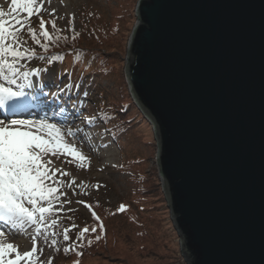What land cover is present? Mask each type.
Masks as SVG:
<instances>
[{
  "label": "water",
  "instance_id": "1",
  "mask_svg": "<svg viewBox=\"0 0 264 264\" xmlns=\"http://www.w3.org/2000/svg\"><path fill=\"white\" fill-rule=\"evenodd\" d=\"M124 74L186 264H264V0H137Z\"/></svg>",
  "mask_w": 264,
  "mask_h": 264
},
{
  "label": "rangeland",
  "instance_id": "2",
  "mask_svg": "<svg viewBox=\"0 0 264 264\" xmlns=\"http://www.w3.org/2000/svg\"><path fill=\"white\" fill-rule=\"evenodd\" d=\"M123 1L125 0H44L41 12L38 15H33L31 19L27 17V13L22 9L18 8L13 12L11 0L4 1L7 5V9L0 10L5 13L3 18H21L25 20V27L20 35L27 41L26 46L33 50L34 46L29 38L27 29L31 27L38 34L41 17L49 22L46 23L47 30H53L50 21L55 19L57 29L62 30L61 32L63 33L70 32L69 28L79 33L85 29V25L91 26V12H97V14H99L98 19L102 21V24L114 21L121 24L122 27L124 26V52L120 50L121 53H123L121 57H115L118 63L112 62L107 65V72L104 71L99 64H88V67L81 68L82 76L78 77L80 73L75 74L68 70V67L72 64V59L70 58H67V62H65L64 65L61 63V66L55 69L47 65V62L31 61L29 63L30 68L47 69V71L42 73L39 77H31V79L35 80L37 85L47 83L49 86L48 89L42 91L46 96L43 98V103H48L47 105L50 106V103H53L52 105L55 107L63 108L65 110L63 113L68 114L67 119L69 120H71L69 115L74 112L73 104L75 103L78 105L80 101H83L84 106L82 112L84 116L101 113L106 117H111L107 115L108 112H115L117 114V112L125 111V106L129 105L127 104L125 97L126 93L120 81V77H124V81H126L123 70L127 50L126 45L130 37L129 35L135 25L136 17L134 6H136L138 1ZM47 5H50L49 7H52V10L49 9ZM53 10L55 11L53 12ZM56 12H58V14L49 15V13ZM118 16H122V19L117 20L119 19ZM69 20H72L71 25L69 24ZM19 27L20 25L17 28ZM116 49L117 48L114 50L116 51ZM114 50H111V52ZM121 60H123V66ZM89 72H94L97 75L96 78H88L87 75ZM77 82L80 84L78 89L79 95H72L69 97L61 95L58 99L52 96V93L57 91L58 86L63 87L64 84L68 83L73 85V92H76L77 89L75 85ZM126 90L131 103L135 105L132 101L127 81ZM84 92L88 93L87 97L83 96ZM135 107V110H133V108L128 110L129 116L126 119L128 121L126 123L129 127L124 126L119 129L120 131L122 129L123 133L119 135V138H122V142L118 146L113 140L112 127L107 123L109 120H98L95 127L88 128L82 122L83 117L76 116L75 125H72V127L77 125L84 127L85 134L91 137L87 143L96 148V151H92L94 155H91L86 147L81 145L83 153L90 157V163H88L86 169H79L75 165L67 163L66 161L71 160V157L61 156L58 160L55 157L52 158L54 161L52 166L54 168L59 167L63 171L69 173L68 176L62 177L65 183L72 179L76 181V184L72 185L71 188L65 187L62 189L66 195L62 196L61 200H67L70 201V203L64 204V211L57 214L61 225L59 231H62L65 227L72 228L75 222L76 224L79 223L76 219L78 218L77 216H87V210H85L82 203H77V201H84L86 197L100 200V202L112 206L121 201L128 203L130 200L131 202L132 197H135L132 190L136 189V187L132 186L134 185L131 180L132 174L123 170V164L128 161L140 160L139 167H142L143 164L146 171L145 176L150 178L151 183L149 189L153 191L157 189L159 194L162 193V195L160 194L159 200H152V202L146 203L149 209L147 212L156 213L158 216L156 225H153V230L150 228V230L145 231L144 227L146 224H144L141 228H137L133 225L131 226L130 232H128L124 229L126 223L122 224V226H119V223H112L108 227V235L109 237L113 236V240L115 241L108 247L109 256L103 260L93 255L89 258H85L81 264H186L180 255L179 238H177L174 227L170 221L162 182H160L159 179L156 159L157 148L153 126L148 123L136 105ZM0 119L3 118L0 117ZM15 119L35 120L39 118H35L27 113L25 116ZM49 122L53 123L51 120H49ZM125 127L128 131H126ZM101 145H107V147H101ZM113 165H116V167H113ZM136 165L134 167H136ZM154 180L156 182H154ZM81 182L87 185V187L76 186L80 185ZM156 183L157 186H155ZM98 185L99 187H97ZM154 195L155 194H152L151 197H154ZM162 203L165 204V207H161V209L155 212L151 211L153 207L163 205ZM72 220L73 223L71 222ZM56 239L58 241L56 248L60 250L61 248L67 247V242L62 240V236H58ZM140 242L144 244L141 246ZM39 247L40 245H38V249ZM56 248L45 246L42 253L38 252L40 260L37 261V264H40V261H43L44 264H48L49 258H51L52 264L55 259ZM19 250L23 253L24 251H28L29 248L23 244L22 248ZM146 252H148V255L145 254ZM113 257L117 260H111ZM69 264H73V262Z\"/></svg>",
  "mask_w": 264,
  "mask_h": 264
},
{
  "label": "snow or ice",
  "instance_id": "3",
  "mask_svg": "<svg viewBox=\"0 0 264 264\" xmlns=\"http://www.w3.org/2000/svg\"><path fill=\"white\" fill-rule=\"evenodd\" d=\"M11 2L13 12L18 8L22 9L30 18L41 12L44 0H11ZM4 15L5 13L0 11V109L6 108L8 113L18 114L31 107L29 93L25 92V88L33 87L31 77H39L47 71L46 68H30L29 63L33 60L46 61L48 65L62 63V55H46L49 52V43L55 44L61 40V36L54 37L46 29V23L49 22L41 17L39 37L31 27L27 29L31 40L41 49V53L37 54L35 50L26 46L27 41L20 35L25 27V20L4 19ZM50 23L54 30L62 31L57 29L55 19ZM69 24H72V20H69ZM16 25L20 27L17 28ZM72 30L69 28V31ZM78 36L79 33H76L71 39L74 40ZM40 38H43L44 43H41ZM63 39L67 40L68 37ZM79 87L80 84L77 82L75 85L77 91L73 92L71 83L64 84L63 87L58 86L52 96L58 99L61 95L65 97L79 95ZM87 95V92L83 93L84 97ZM83 106V101L78 105L74 103L73 110L76 116L83 117L82 122L88 128L95 127L98 120L112 119L101 113L84 116ZM64 111L61 108V112ZM49 119L47 117L35 120L9 119L7 116L0 119V223L4 225L0 228V264H37L40 260L38 252L42 253L45 246L56 248L58 244L56 237L62 236L64 242L70 240L71 228L65 227L59 231L61 225L57 214L64 211V204L70 203L61 200V197L66 195L62 189L71 188L76 181L72 179L65 183L62 177L68 176L69 173L59 167L54 168L52 158L58 160L61 156L71 157L72 159L67 160V163L79 169H86L90 157L83 153L81 145L91 137L85 134L84 127L51 123ZM90 150L96 151V148L90 147ZM76 186L87 187L83 182ZM77 203L84 202L77 201ZM85 207L91 210L90 205L85 204ZM118 211H125V206L120 205ZM92 216L95 220L100 219L94 211ZM75 227L77 226L73 224L72 228ZM98 227L103 234L105 232L103 223L101 222ZM89 232L96 233L97 227H84L79 231L76 241L64 247L63 252L67 254L73 251L76 252L77 257L81 256L82 253L78 249L84 248L85 244L90 247L93 243L91 239L85 240ZM12 236L31 237L30 251L21 253L17 245L4 239ZM95 239L99 241L101 235H96ZM56 250L59 251L58 248ZM40 264L44 262L40 261ZM48 264H51V258ZM75 264H79V261L77 260Z\"/></svg>",
  "mask_w": 264,
  "mask_h": 264
},
{
  "label": "trees",
  "instance_id": "4",
  "mask_svg": "<svg viewBox=\"0 0 264 264\" xmlns=\"http://www.w3.org/2000/svg\"><path fill=\"white\" fill-rule=\"evenodd\" d=\"M128 0H125L123 2H126ZM132 1V0H131ZM134 1V0H133ZM135 2V1H134ZM137 2V1H136ZM135 7V6H134ZM91 19H92V25L87 26L85 25V29L82 32H79V36L76 39H71L77 31H70L68 33L63 32H57L56 30L49 31L53 34V36H61V40L57 41L55 44L49 43V52L46 53V55L51 56L54 54H60L63 56V65L65 62H67V58L72 59V64L68 67V70L77 74L80 73L78 77L82 76L81 68L88 67V64H99L104 71H106V67L108 64L118 63L117 59L115 57H118L123 54L121 51L124 52V42H125V36H123V27L118 22L110 21L107 24H102V21H99L98 17L99 14L97 12L92 13L91 12ZM121 20L122 16H118ZM37 33V32H36ZM39 37V32L37 34ZM63 37H68L67 40H64ZM30 38V36H29ZM41 39V43H44L43 38ZM31 40V38H30ZM34 46V50L37 52V54L41 53V49L39 46L34 44V42L31 40ZM115 48L116 51L114 50ZM111 50H114L111 52ZM121 50V51H120ZM105 52V53H104ZM79 53V55H77ZM119 59V58H118ZM39 61V60H33V62ZM45 63L46 61H40ZM121 64L123 66V60H121ZM48 65V64H47ZM52 68H58L61 66V63L57 62L52 65H49ZM107 72V71H106ZM88 78H96V74L94 72H89L87 75ZM120 81L123 84V88L126 93V100L128 106H125V111L123 112H108L107 115L112 117V120H109L107 123L110 127H112L113 130V140L117 144V146L122 142V138H119V135H122L123 131L119 130L121 127L128 126L126 122H128L126 119L128 118V110L130 108H133V110L136 109L135 105L131 103V100L129 99L127 90H126V81H124V77H120ZM106 106V105H105ZM122 106V105H121ZM124 106V105H123ZM137 112V111H136ZM126 129V127H125ZM126 131H128L126 129ZM140 160H132L128 161L125 164H123V170L126 172H129L132 174L131 180L134 185L133 187H136V189L132 190V193L135 195V197H132V200L128 201V203L121 201L112 205H107L105 203L100 202V200H96L94 198H88L84 199V203H82L85 210H87V216L80 217L77 216L76 218L79 223H74L77 227L71 228V231L69 232L70 240L67 242V246H70L73 241H76V237L80 230H82L84 227H97L96 233L89 232L86 234L85 240L91 239L93 241L92 245L89 247L87 244H85V247L82 249H78L82 253L81 256L77 257L76 252L70 251L69 253L65 254L63 252V248H61L59 251H55V259L52 264H69L72 263L75 264V262L78 260L79 264L85 259L89 258L93 255L96 257H99V259L105 260L107 256H109L108 247L111 245L112 242L115 240L113 236L109 237L108 235V227L112 223H119V226H122V224H125V231L130 232L131 226H135L137 228H141L144 224L145 225V231L153 230V225H156L157 221V214L156 213H148L149 210L146 206L147 202H152L155 200L160 199V194L156 190L149 189L150 188V178L148 176H145L146 171L144 168V165L142 164V167L140 166ZM130 162V163H129ZM137 164V165H136ZM136 165V167H134ZM137 168V169H136ZM152 176V175H151ZM154 179V178H153ZM154 182H156L154 180ZM148 185V187H147ZM157 186V183L155 184ZM132 187V188H133ZM131 188V189H132ZM131 191V190H130ZM129 191V192H130ZM131 193V192H130ZM131 193V194H132ZM152 194H155L154 197H151ZM85 204H88L91 206V210H89L88 207H85ZM163 204V203H162ZM120 205L125 206V211L120 212L118 211ZM161 207H165V204L155 206L151 210L152 212L157 211L158 209H161ZM95 212L96 215L100 218L99 220H95L92 216V212ZM87 217V218H86ZM73 223V220L71 221ZM103 223L105 232L101 234L100 229L98 225L100 223ZM96 235H101V239L97 241L95 239ZM157 237V234H156ZM79 241H77V244ZM141 246L144 244L140 242ZM116 247V246H115ZM142 249V248H141ZM143 250V249H142ZM148 255V252L145 253ZM111 260H117L113 257ZM112 261V263H113ZM111 263L110 261H107Z\"/></svg>",
  "mask_w": 264,
  "mask_h": 264
},
{
  "label": "bare ground",
  "instance_id": "5",
  "mask_svg": "<svg viewBox=\"0 0 264 264\" xmlns=\"http://www.w3.org/2000/svg\"><path fill=\"white\" fill-rule=\"evenodd\" d=\"M5 1V0H4ZM3 0H0V10H5L7 9V5L5 4ZM61 1V0H58ZM50 5H47V7L49 9L52 10V7H49ZM53 15L58 14V12L56 13H52ZM31 19V17L29 18ZM28 19V20H29ZM19 25H16V27H18ZM33 82V87L32 88H25V92L29 93V103L31 105V107L22 113H18V114H12V113H8L7 109H0V117L4 118L5 116H7L9 119H15V118H19L22 116H25L27 113H29L31 116L35 117V118H41V117H47L50 118L49 120H51L53 123H65L67 125H75L76 122V115L75 113H71L69 115V119H67V113H62L61 112V107L57 108L54 105H52L53 103H50V105H47L45 103H43V98H45V94L44 90L48 89V85L47 83H42L41 85H37L34 79H31ZM74 123V124H73ZM83 147L85 146L87 151L89 153H91V155H94V153L90 150V147H92L91 145H89L87 142L85 144L82 145ZM4 225L2 223H0V228H3ZM31 231V230H29ZM7 242H11L14 243V245H17L19 247V249L22 248L23 244H25L30 251L31 249V244H30V240L31 237H22V236H12V237H5L4 238ZM40 245L39 242L37 244V246Z\"/></svg>",
  "mask_w": 264,
  "mask_h": 264
}]
</instances>
